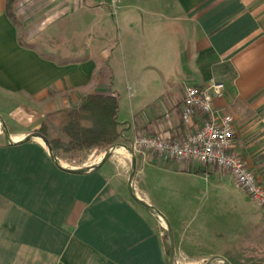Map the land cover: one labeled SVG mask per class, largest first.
Here are the masks:
<instances>
[{
  "label": "crops",
  "instance_id": "1",
  "mask_svg": "<svg viewBox=\"0 0 264 264\" xmlns=\"http://www.w3.org/2000/svg\"><path fill=\"white\" fill-rule=\"evenodd\" d=\"M7 3L0 264H264V206L227 171L129 147L141 134L180 138L184 87L220 80L214 108L232 116L235 151L264 186V0H12L14 19ZM93 93L118 95L114 145L78 150L66 171L25 138ZM170 214L185 215V234L220 218L210 228L222 239L199 255L169 221L168 253Z\"/></svg>",
  "mask_w": 264,
  "mask_h": 264
},
{
  "label": "built area",
  "instance_id": "2",
  "mask_svg": "<svg viewBox=\"0 0 264 264\" xmlns=\"http://www.w3.org/2000/svg\"><path fill=\"white\" fill-rule=\"evenodd\" d=\"M106 1L112 7L117 2ZM224 92L220 80H211L205 85H186L180 107V119L185 128L182 136L170 140L137 135L130 143V150L133 153L149 151L166 159L223 169L252 202L263 207L264 186L235 151L233 118L214 108V99L222 97Z\"/></svg>",
  "mask_w": 264,
  "mask_h": 264
},
{
  "label": "trees",
  "instance_id": "3",
  "mask_svg": "<svg viewBox=\"0 0 264 264\" xmlns=\"http://www.w3.org/2000/svg\"><path fill=\"white\" fill-rule=\"evenodd\" d=\"M11 1L6 9L8 16ZM118 110L117 94L93 93L86 95L79 106L70 109H59L46 115L40 127L25 139L36 135L46 139L50 156L57 161L58 150L78 151L81 149L107 150L116 139V114ZM55 125L65 140L48 136V125ZM5 130V125H2Z\"/></svg>",
  "mask_w": 264,
  "mask_h": 264
},
{
  "label": "rangeland",
  "instance_id": "4",
  "mask_svg": "<svg viewBox=\"0 0 264 264\" xmlns=\"http://www.w3.org/2000/svg\"><path fill=\"white\" fill-rule=\"evenodd\" d=\"M10 11H11V9H10ZM48 136L49 137L60 136L58 128L55 125H53V124L48 125ZM32 138L33 137H31L30 139H32ZM40 143H42V142H40ZM58 157H59V160H61L64 164H66L69 167V166L80 165V162L82 161L84 155L83 154L80 155V153L77 151H64V150L60 149V150H58ZM184 216L181 217L180 215L170 214V218H169L170 220H168L165 217V222L167 223V226H164V230H163L162 234L164 235V237L168 241H170L166 245V247L168 249V253L173 250V243L171 242L173 234H172L170 226L168 225V223L170 221V224H172L173 229H174V234L178 239L185 237L186 241L190 240V241L197 244V245H195L197 248L196 252H198L199 255L207 254L208 252H210L212 250L211 247H215L217 245V244H215V242H212V241L214 239H222L223 234L220 233L221 229L217 231L216 228H213L214 230H211V228H210V224H212V223L214 224L215 221L221 223V219L220 218L214 219V220L209 219L206 222V224H208L207 229H204L202 231H198L195 229L194 230L189 229L187 231V233L185 234V232L182 231L183 226L187 222V219L184 218ZM159 221L162 222L161 220H159ZM210 237L212 238V240ZM211 242L213 243V245L211 244ZM216 242L219 243L218 241H216Z\"/></svg>",
  "mask_w": 264,
  "mask_h": 264
},
{
  "label": "water",
  "instance_id": "5",
  "mask_svg": "<svg viewBox=\"0 0 264 264\" xmlns=\"http://www.w3.org/2000/svg\"><path fill=\"white\" fill-rule=\"evenodd\" d=\"M33 137H38V136L33 135ZM41 139H42V141L46 144V139H43V138H41ZM58 164L60 165V167H61L62 169L66 170V171H75L74 169H70L69 167H67L66 164H64L63 162H61V161H59V160H58Z\"/></svg>",
  "mask_w": 264,
  "mask_h": 264
},
{
  "label": "bare ground",
  "instance_id": "6",
  "mask_svg": "<svg viewBox=\"0 0 264 264\" xmlns=\"http://www.w3.org/2000/svg\"><path fill=\"white\" fill-rule=\"evenodd\" d=\"M123 150V149H122Z\"/></svg>",
  "mask_w": 264,
  "mask_h": 264
}]
</instances>
